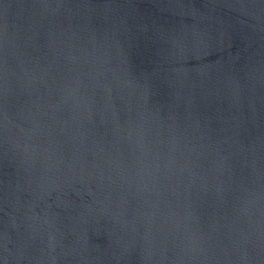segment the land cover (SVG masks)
Listing matches in <instances>:
<instances>
[{
  "label": "water",
  "instance_id": "1",
  "mask_svg": "<svg viewBox=\"0 0 264 264\" xmlns=\"http://www.w3.org/2000/svg\"><path fill=\"white\" fill-rule=\"evenodd\" d=\"M0 264H264V0H0Z\"/></svg>",
  "mask_w": 264,
  "mask_h": 264
}]
</instances>
